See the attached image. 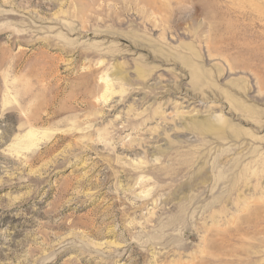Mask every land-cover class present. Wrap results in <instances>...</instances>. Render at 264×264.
<instances>
[{"label":"rangeland","instance_id":"1","mask_svg":"<svg viewBox=\"0 0 264 264\" xmlns=\"http://www.w3.org/2000/svg\"><path fill=\"white\" fill-rule=\"evenodd\" d=\"M0 264H264V0H0Z\"/></svg>","mask_w":264,"mask_h":264},{"label":"bare ground","instance_id":"2","mask_svg":"<svg viewBox=\"0 0 264 264\" xmlns=\"http://www.w3.org/2000/svg\"><path fill=\"white\" fill-rule=\"evenodd\" d=\"M201 122H202V121H201ZM203 122H205V121H203ZM208 123H209V122H208ZM208 123H207V124L205 123V125H207V127L210 128V124H208ZM200 125H202V124H200ZM205 125H203V127H204ZM207 127H206V128H207ZM215 127H216V126H215Z\"/></svg>","mask_w":264,"mask_h":264}]
</instances>
